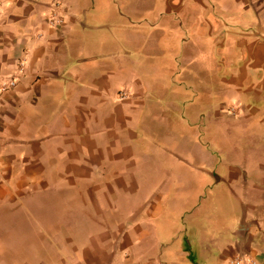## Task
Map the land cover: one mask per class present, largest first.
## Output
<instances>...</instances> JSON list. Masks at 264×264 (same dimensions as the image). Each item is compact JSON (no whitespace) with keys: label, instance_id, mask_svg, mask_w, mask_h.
Segmentation results:
<instances>
[{"label":"crops","instance_id":"1","mask_svg":"<svg viewBox=\"0 0 264 264\" xmlns=\"http://www.w3.org/2000/svg\"><path fill=\"white\" fill-rule=\"evenodd\" d=\"M0 1V84L16 79L0 95L5 248L64 237L68 249L39 264H264V155L251 151L264 121V0ZM115 26H139L148 53L117 54L133 40L117 39ZM194 78L200 102H212L211 89L225 94L248 144L217 168L197 150L189 158L202 167L154 171L152 153L180 159L158 132L154 152L139 140L143 113L162 128L161 96ZM180 118L169 131L196 142L203 119Z\"/></svg>","mask_w":264,"mask_h":264},{"label":"rangeland","instance_id":"2","mask_svg":"<svg viewBox=\"0 0 264 264\" xmlns=\"http://www.w3.org/2000/svg\"><path fill=\"white\" fill-rule=\"evenodd\" d=\"M128 8H138L137 1L133 0L132 2L128 3L126 5ZM119 8L123 9L124 7ZM120 12H123L121 10ZM130 17V16H129ZM132 22H136V20L133 17H130ZM135 20V21H134ZM118 26V25H117ZM115 26V29L111 30L110 32L112 35H114L117 39H120L125 36H130V38L133 40L131 46L126 47H116V53L119 54L123 52V50L128 51L126 56L130 55L134 57L136 60L140 59L144 54L148 53V46L143 43V40L145 36L141 38L140 34V27L137 26V28H131L129 32L125 33V30L118 28ZM136 27V25H135ZM128 28V27H127ZM107 35V33H106ZM111 36V35H110ZM158 50V49H157ZM124 54V53H123ZM122 54V55H123ZM131 60V59H130ZM140 66V65H139ZM138 70V67H137ZM161 78V77H160ZM180 78V77H179ZM151 81L150 79L144 78L143 81ZM178 80V79H176ZM211 85L213 88L217 87V89L220 91L221 89L224 91L225 84H221V76L220 77H213L210 79ZM179 81H182V79H179ZM201 81V78H194L189 81V87H187V83L184 86H181V90L183 93L178 89L174 94H171L169 91L164 93L161 98L160 102H162L161 107H158V112L163 120L162 128L160 126L157 127L158 130H155V127L151 125V120L149 116H151V113L154 111L152 109L147 108V110L143 113V120L145 119L144 127L145 129L139 131L138 137L139 140L147 141V149L148 151H153V143L152 137L156 132H158V135L163 136V146L165 150L168 147L171 148L173 152H178V156L176 157L180 159V161H175L172 158L171 154L162 156H156L157 153H152L154 160L156 161V164L153 165V167H149L156 171V166H158V170L160 172L163 171L165 168V171L168 170V166L172 167V170L177 171L178 173H174V175H180L181 169H184L187 165H190L192 167H202L204 165V162H200L197 158L195 160L189 158V156L192 154L191 151H197L201 150L204 152H207L208 155H210V159L208 163H206L207 166L217 168L221 166L224 163V157L227 155H233V156H239L240 153L244 152L247 144L245 140V135L243 134L245 132L242 131V127L238 121V119L242 117L232 116L231 110H227L231 107V104L229 101L225 98V94H219L216 92H213L211 89V95L208 96L209 98H212L206 104L203 102H200V97L202 96L201 93H199V90H197V87L199 86ZM171 95L174 96V99L177 100L171 103V106H166V102H168L171 98ZM150 92H148L146 96V101L150 102ZM207 98V97H206ZM185 102V103H183ZM220 102L222 105H220ZM219 105L217 106V104ZM164 104V105H163ZM235 106V105H233ZM235 108V107H233ZM180 117L194 120L195 122H199V120L202 118V127L201 131H199V128H197V141L193 142V140L188 136L184 135L176 137L175 135H172L169 131L173 126L174 123H172V120L181 119ZM150 120V121H149ZM180 123V122H178ZM183 125L182 123H180ZM142 126V125H141ZM142 131V133H141ZM145 132V134H144ZM259 142L254 144V148H251L252 152H259L261 155H264V121L260 124L259 129ZM161 138V137H160ZM172 139H175V143H171L170 141ZM168 146V147H167ZM250 149V147H249ZM156 150L160 151L156 148ZM161 153V152H160ZM176 156V155H175ZM186 156L187 160L184 159ZM158 158V160H157ZM185 160V161H184ZM151 160L149 159V162ZM171 162V164H170ZM151 164H153L151 162ZM164 166V167H163ZM166 178V175H164ZM191 185V184H190ZM190 191H192L193 186L189 188ZM187 194L190 192L186 191ZM1 222V220H0ZM11 225L6 223H1L0 228H8L9 230ZM3 230V229H2ZM0 231L4 233L3 231ZM0 233V264H39L41 260H46V258L49 257H56V253L65 252L68 249L69 241L71 239H66L64 237L60 238V241H56V238L49 239L48 237H42L37 238L35 242L36 248L32 247L28 243V245L25 243L21 249H10L5 248L3 245L10 246L12 237L8 236H1L4 235ZM72 240L76 244H80L79 247H82L83 244L87 242L86 238H79V237H71ZM69 240V241H68ZM54 244H57L56 247ZM25 246V247H24Z\"/></svg>","mask_w":264,"mask_h":264},{"label":"built area","instance_id":"3","mask_svg":"<svg viewBox=\"0 0 264 264\" xmlns=\"http://www.w3.org/2000/svg\"><path fill=\"white\" fill-rule=\"evenodd\" d=\"M0 7H1V1H0ZM60 20L56 17H54V15L52 16V18L50 19V24L51 25H59L60 24ZM24 69V64L23 62H21L19 64L18 67V71L19 73H22ZM16 85V79L15 78H11L9 80H7L6 82H3L0 84V95H2V93H5L6 91L13 89ZM125 95L122 94L121 97H124ZM231 264H260L259 262H257L255 259L247 257V256H237Z\"/></svg>","mask_w":264,"mask_h":264}]
</instances>
